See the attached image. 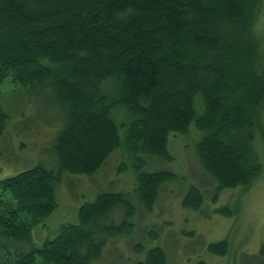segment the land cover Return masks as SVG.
<instances>
[{"label":"trees","instance_id":"obj_1","mask_svg":"<svg viewBox=\"0 0 264 264\" xmlns=\"http://www.w3.org/2000/svg\"><path fill=\"white\" fill-rule=\"evenodd\" d=\"M263 5L264 0H0V87L9 79L28 96L45 89L53 109L64 115L53 142L56 170L38 164L0 177V264L98 261L106 237L128 235L136 207L150 213L162 185L174 178L150 162L173 161L170 137L198 140L196 161L207 181L215 182L213 203L223 190L254 181L264 166L257 152L262 149L264 157V27L258 23ZM1 95L0 157L1 140L17 119L9 121ZM121 129L127 152L136 158V202L127 193L103 190L79 206L77 223L61 224L55 237L36 244L32 231L56 210L62 177H95L119 148ZM197 186L181 202L194 212L204 204ZM120 208L124 219L110 220ZM227 246L223 240L207 250L223 256ZM134 249L142 254L134 264H167L161 247ZM259 254L264 257V245Z\"/></svg>","mask_w":264,"mask_h":264},{"label":"rangeland","instance_id":"obj_2","mask_svg":"<svg viewBox=\"0 0 264 264\" xmlns=\"http://www.w3.org/2000/svg\"><path fill=\"white\" fill-rule=\"evenodd\" d=\"M258 23L260 29L264 27V5ZM0 92L1 106L8 112L9 121L12 116L17 117L9 123L1 140L0 177L12 176L38 164L56 170L58 165L53 142L64 115L62 111L53 109L50 92L40 89L28 96L13 87L9 79L0 87ZM28 100H32L33 108L30 104L27 106ZM125 118L122 115L116 122L120 124ZM55 123L58 124L56 127ZM120 136L119 148L95 177L73 178L66 174L62 177L55 190L56 210L32 231L36 244L55 237L61 224L77 223L79 206L86 200H93L103 190L106 192L109 188V192L127 193L131 202H136L133 192L136 158L127 152L123 129ZM170 138L168 150L173 161L165 163L153 159L150 162L172 172L174 178L162 185L150 213L136 207L137 214L132 219L135 228H131L128 235L106 237L101 257L93 264H134L136 259L142 258V254H137L134 249L138 244L144 251L161 247L167 254V264H264V257L259 254L264 245V166L261 174L248 186L225 189L213 203L210 196L215 182H208L197 164L195 144L198 140L183 136ZM258 150L260 161H263L262 149ZM140 159L148 161L146 156ZM144 171L148 169L145 167ZM196 183L203 192L204 204L200 211L194 212L183 208L181 202L185 193L197 186ZM219 208L230 210V215L214 213ZM119 217L120 221L124 219L122 209L115 210L109 219ZM38 234L39 239H36ZM223 240L228 245L225 255L208 252L209 244ZM35 264L43 263L38 258Z\"/></svg>","mask_w":264,"mask_h":264}]
</instances>
